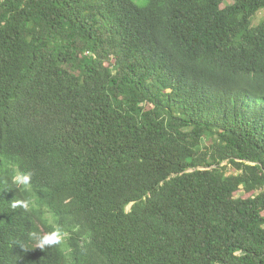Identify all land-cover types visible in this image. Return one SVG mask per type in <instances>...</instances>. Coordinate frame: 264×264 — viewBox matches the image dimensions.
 <instances>
[{"label":"trees","instance_id":"1","mask_svg":"<svg viewBox=\"0 0 264 264\" xmlns=\"http://www.w3.org/2000/svg\"><path fill=\"white\" fill-rule=\"evenodd\" d=\"M262 9L0 0V264H264Z\"/></svg>","mask_w":264,"mask_h":264},{"label":"clouds","instance_id":"2","mask_svg":"<svg viewBox=\"0 0 264 264\" xmlns=\"http://www.w3.org/2000/svg\"><path fill=\"white\" fill-rule=\"evenodd\" d=\"M18 180H20V183H22L25 188L27 189V186L30 184V175L17 177ZM18 206H22L25 209H28L29 202H14L12 204L13 208H16ZM28 239L34 244V247H38L40 249H46L50 248L52 246L59 245L62 242L63 236L61 229L58 227L52 231L47 232H41L39 230H33L28 233ZM24 249V248H22Z\"/></svg>","mask_w":264,"mask_h":264},{"label":"rangeland","instance_id":"3","mask_svg":"<svg viewBox=\"0 0 264 264\" xmlns=\"http://www.w3.org/2000/svg\"><path fill=\"white\" fill-rule=\"evenodd\" d=\"M263 17H264V9L260 10V11L256 14V16H255L254 19H253V24H257V22H258L260 19H262ZM242 194H243L242 190H240V191H238V192L235 193L236 196H240V195H242Z\"/></svg>","mask_w":264,"mask_h":264}]
</instances>
